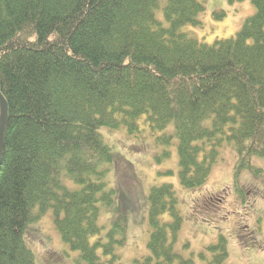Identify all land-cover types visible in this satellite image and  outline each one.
<instances>
[{
	"label": "trees",
	"instance_id": "1",
	"mask_svg": "<svg viewBox=\"0 0 264 264\" xmlns=\"http://www.w3.org/2000/svg\"><path fill=\"white\" fill-rule=\"evenodd\" d=\"M253 4L233 35L207 42L190 29L206 0H0V264H37L29 236L49 212L79 264H124L128 202L111 180L124 157L106 129L150 139L155 162L176 143L186 189L204 186L228 149L235 175L264 172V0ZM177 192L167 180L150 188L148 252L127 264H194L176 247L187 221ZM202 201L191 207L201 224L215 196ZM228 255L220 233L197 261Z\"/></svg>",
	"mask_w": 264,
	"mask_h": 264
},
{
	"label": "rangeland",
	"instance_id": "2",
	"mask_svg": "<svg viewBox=\"0 0 264 264\" xmlns=\"http://www.w3.org/2000/svg\"><path fill=\"white\" fill-rule=\"evenodd\" d=\"M221 9L224 12L220 18L215 12ZM255 11L253 0H206V9L200 15L201 25L190 29L201 40L212 42L217 38L233 35ZM158 15L162 19V13ZM124 131L104 130V135L121 151L122 156L131 162L120 159L112 171L114 174H111L112 183L126 191L128 202L127 239L123 248L118 250L122 254L124 264L148 252V193L155 183L162 180L176 185L180 208L182 213L184 210L187 220L183 223L176 247L183 251L187 258L195 259L194 264H202L197 261V253L206 245L214 243L220 233L227 239L231 264H264V172L254 175L244 171L235 175L234 151L228 149L223 153V158L213 166L204 186L198 190L186 189L181 184L178 185L176 143L170 148L172 152L169 156L162 158L161 162H155V144L150 139L135 141L128 138ZM254 162L264 165L261 160ZM166 168L174 169V175L161 177L158 170ZM213 196L215 204L209 206L212 210L209 211L210 215H201L208 217L210 222L201 224L202 219L193 218L195 215L191 207L197 200L201 202ZM216 206L217 214L214 212ZM111 211L104 208L101 212L100 222L105 226L110 227L113 221ZM34 228L29 237L32 239L31 247L34 253L36 252L37 264H79L78 252L70 249L55 230L51 212L43 215L41 220L34 224ZM241 234L243 239L252 242L248 240L244 244L240 238ZM185 244L188 246L185 247Z\"/></svg>",
	"mask_w": 264,
	"mask_h": 264
},
{
	"label": "water",
	"instance_id": "3",
	"mask_svg": "<svg viewBox=\"0 0 264 264\" xmlns=\"http://www.w3.org/2000/svg\"><path fill=\"white\" fill-rule=\"evenodd\" d=\"M7 116H8V103L4 95L0 92V167L2 164Z\"/></svg>",
	"mask_w": 264,
	"mask_h": 264
}]
</instances>
